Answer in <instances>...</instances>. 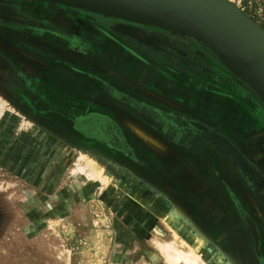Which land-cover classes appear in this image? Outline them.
Segmentation results:
<instances>
[{
	"label": "rangeland",
	"instance_id": "374dc122",
	"mask_svg": "<svg viewBox=\"0 0 264 264\" xmlns=\"http://www.w3.org/2000/svg\"><path fill=\"white\" fill-rule=\"evenodd\" d=\"M225 1L264 31V0ZM30 5L35 10L27 8ZM42 25L45 30L37 28ZM58 29L64 31L66 38L76 37L77 41L86 43V47L78 44L76 54L82 63L87 59L94 70H121L118 65L125 63L120 54H135L136 63L140 61L137 80L141 87L151 90L155 83L159 84L158 97L166 93L167 98L186 104L188 113L223 132L249 157L252 150L261 147V142L264 146L263 104L243 81L193 42L161 29L63 3L0 0V37L6 38L2 36L6 32L9 50H18L20 61L23 57L31 61L22 60V64L19 61L15 67L16 72L19 68L25 69L22 75L31 80L44 79L52 62H58L54 53L60 54L59 47L68 48L65 42L46 38L47 33H57ZM18 41L22 43L17 46ZM67 42L69 48H74V40ZM1 43L0 52L8 56L6 45ZM12 44L14 48L17 46L16 50ZM172 47L191 57L180 55ZM85 51L90 55L87 58L83 55ZM39 59L43 69L40 73L36 65ZM46 63L52 64L48 67ZM2 71L1 82L10 84L12 71ZM70 85H73L70 78L65 76L61 92L72 89ZM58 86L48 87L52 97L58 98ZM33 91L27 92L17 83L10 87L0 83V264H171L157 239L165 243L181 242L173 229L178 222L198 230L205 242L230 258L232 264H242L238 255L250 258L243 260L246 264H261L250 248L242 247V239L236 240L235 257L223 247L231 234L235 235L230 229L237 228V233L238 229L243 231L238 219L219 215L220 211L224 214L233 206L226 187L221 190L218 184H213L215 176L229 183L231 194L239 196L241 205L257 221L258 246L264 221L257 216L263 212L262 208L242 188L216 145L211 143L209 148L207 143L199 144L194 153L188 155L189 167L199 166V183L187 185L181 181V168H173L174 195L161 184L169 181L170 175L165 177L159 169L155 176L154 166L136 171L131 168L132 175L141 174V179L147 183L151 178L160 189L157 196L164 208L154 212L156 220L151 219L147 199L144 204L140 203L136 199L137 192H128L113 182L115 178L123 179L121 176L127 172L125 166L107 168L106 186L94 177L68 175L71 166L82 157L87 163V160L93 163L95 160L100 167L99 161L103 163L98 156L100 152L88 147V151L84 148L70 152L76 147L65 139L62 141L52 120L44 117L42 110L35 109L36 100L31 96L37 94L36 89ZM250 142L253 145L250 146ZM81 143L77 141L76 146ZM192 157L195 160L191 163ZM117 158L121 165L132 166L123 157ZM117 186L126 193V198L116 193ZM134 198L136 204L132 201ZM219 223L221 227L217 226L220 230L216 232L214 229ZM261 255L260 246L258 257Z\"/></svg>",
	"mask_w": 264,
	"mask_h": 264
},
{
	"label": "crops",
	"instance_id": "0c3cea01",
	"mask_svg": "<svg viewBox=\"0 0 264 264\" xmlns=\"http://www.w3.org/2000/svg\"><path fill=\"white\" fill-rule=\"evenodd\" d=\"M58 50L60 52L56 58V61L58 62H54L53 64L46 63V66L48 67L52 64L51 66L54 71H52L51 67L50 69L48 68L49 73L47 72L48 75L44 76L42 81L43 94L41 96L42 98H40L44 106L49 104L54 109L52 112L43 113V116L52 120L53 125L57 127L60 132L59 136L62 138V141L65 139L68 143H72L76 147V149L72 150L69 147V150H71L70 152L75 153L77 149L84 150V148L86 149V147H88L91 150L94 149L93 151L100 152L98 156L103 161V163L99 161L101 167L105 166L106 169H109L110 166L113 168L125 166L127 172H123V175L128 177L133 185H136L137 193H142L144 195L146 191L148 192L147 194L152 196L151 200L157 199L161 201L157 196L160 189L157 187L156 181H154L155 185L151 182V178H149L148 183L145 182L141 179L143 178L141 174L132 175L131 168L136 171L154 166L153 168L156 171H154L153 174H155V176L159 169L165 174V177L170 175V180L162 182L161 184L173 186V168L180 167L181 181L187 185L189 183L200 182L198 179L199 166L192 167L191 165V168H189L188 165V161H190L188 155L194 153V148L191 150L182 148L167 136L147 129L146 126L136 118V116L125 111L118 102H115L110 98H105L98 90H96L95 86L88 83V79L93 80L95 78H101L109 83L111 82L116 86L126 89L125 91H127L128 94L143 96L156 105H161L162 107L180 113L183 111L188 114L186 111L188 110V106L186 104H180V102L174 99L167 98L165 96L166 93L162 97L157 96V91L160 90L159 84L156 85L155 83V88H151V90L141 87L142 85L137 80V76L140 74L141 69L140 61L138 60L136 63L135 59L138 58L135 54L121 53L120 56L122 57V63H125H121L122 65L120 66L118 65L121 70L111 69L107 72H103L94 70V67H92V64L88 62L87 59L82 63L81 59L77 57L76 48L73 49L68 47L64 49L59 47ZM83 55H85L86 58L87 56H90L86 51ZM116 61H118L117 58ZM65 65H71L78 68V71H81L80 73L82 74L68 70ZM135 65H137V67H135ZM86 73L91 74L92 77H87L85 75ZM65 76L70 78L73 85H70L72 89H69L68 91L63 90L61 92ZM26 83L30 84L29 80H26ZM53 84H57L59 85L58 87H60L58 98L52 97L49 94L48 87H52ZM95 91L97 93H95ZM66 93L67 95H65ZM63 96L67 97L63 98ZM51 106H49V108ZM47 108L48 106L46 109ZM46 111H49V109ZM95 112L109 116L111 120L106 122L105 119L104 121L107 125L106 123L100 125L103 117L94 114ZM94 123L100 125L98 133H92V131H89ZM77 141H81L82 143L76 146ZM86 151L88 150L86 149ZM146 155L148 157H146ZM116 157H123V160L132 166L126 164L121 165L118 163L119 160L118 158L116 159ZM145 159H148L145 161L146 163H142ZM193 160H195V158L192 157L191 163ZM196 165H199V163H196ZM121 180L122 179L115 178L113 179V182L117 185ZM117 190L118 192L116 193H118L119 196L123 195L126 198V193L119 190L118 186ZM171 192L173 191L171 190ZM145 199L147 198L145 197ZM145 199L143 200L146 201ZM147 200L150 201V199ZM163 200H166V198L163 197ZM132 201L136 204L134 202L135 198ZM140 202L144 204L143 201ZM164 203L166 204L167 202L164 201Z\"/></svg>",
	"mask_w": 264,
	"mask_h": 264
},
{
	"label": "flooded vegetation",
	"instance_id": "af4514ba",
	"mask_svg": "<svg viewBox=\"0 0 264 264\" xmlns=\"http://www.w3.org/2000/svg\"><path fill=\"white\" fill-rule=\"evenodd\" d=\"M27 8H29V9L32 8L33 10H35V7L31 6V5H30V7L28 6ZM42 27H43V25L41 27H37V28L39 30H41V29L45 30L46 29L45 26H44V28H42ZM49 29L54 30L53 28H49ZM58 30L59 31H57V33H47V36H49V37H46V38L47 39L48 38H52V39L56 38V40L59 41V43L65 42L66 43L65 45L66 46L68 45V47H69V44L67 41L74 40V42L72 43V45H74V48L77 49L78 44H80V43H81L80 44L81 46L84 45L86 47V43H82V42L77 41L75 39L76 37L75 38H68L67 37L68 38L67 39L65 36H63L62 32H64V31H61V29H58ZM42 34L45 35V33H42ZM3 35L6 36V38H4V39H6L7 41L5 42L4 39L0 37V42L2 41V43H4L6 45V47H7L6 49H7L9 54H8V56L7 55L5 56L4 54H2L0 52V55L2 56V57H0V72H3L2 70H4V72L12 71L13 75H12L11 79L9 80L10 84H8V83L4 84V82H1V80H0V83L1 84L3 83V85H5L6 87L13 86L15 83H17V84H19V86H21L22 89L27 90V92L28 91L34 92L33 90L36 89L37 95L31 96L36 100V103H33V104H36V105H34L35 109L38 111L42 110L43 113L52 112L54 110L53 107L49 104L44 106L43 102L41 100V98H42L41 96L43 94V92H42L43 78L41 77L40 79H37V80H35V79L31 80L28 76L22 75L26 72V70L23 68H19L18 72L15 71L16 64L20 61V57H19L20 53H17L18 50H16V48L20 43H22V41L17 42V44H16L17 46H15L16 48H14V46L12 44V48H14L16 50V52H15L14 50H9L10 46H8V44H7L8 43V34L5 32V34L2 33V36ZM71 35L73 36V34H71ZM165 39H166L165 41H168V38H165ZM185 39L193 42L194 44H196L198 46H200L202 49H205L199 43H197L195 40L190 39V38H185ZM11 42H12V40H11ZM42 44H45V43H42ZM171 49H173L175 52L179 53L180 55H182L184 57L185 56L191 57L187 53L183 52L181 49H178L175 47H172ZM207 52L210 53L209 51H207ZM54 55L58 56L55 53H54ZM22 60L26 61V63L31 62V61H29V59L26 60L25 57L21 58V61ZM21 61H20V64H22ZM52 63H54V61ZM36 65L38 66L37 71L40 73L41 70H43V69H41V65H42L41 59H39V61L36 62ZM65 66H67L68 70H72L74 72H77L78 74H82V73H80L81 71H78V68H76L74 66H71V65L70 66L65 65ZM34 70H35V68H34ZM52 71H54L53 68H52ZM19 73H21V75ZM53 75H54V72H53ZM85 75L87 77H92L91 74L86 73ZM26 80H29L30 84H27ZM88 83H90L92 86H95L96 90H98L99 93L101 95H103L105 98H110L111 100L118 102L124 108L125 111L136 116V118L143 125H145L147 129H149L151 131H156L157 133H159L161 135L167 136L171 140H174V142L177 143L182 148L191 150L195 147H199V144H204V143H207L209 145V148L211 147L210 146L211 143L216 145L219 149L218 153L221 155L223 160L231 165V168H232L233 172L235 173V175L237 176L238 180L240 181L239 183L241 184L242 188L245 191L249 192L252 195V198H254V201H256V203H258L259 206L262 208L263 212L261 214H258L257 216H260V219L262 221H264V146H263V142H261L260 148H258L257 147L258 145L256 144L257 148L255 149V151L252 150V152H253L251 154L252 157H249L246 154L242 153L241 149H239L236 144H233L231 142V140L228 139V137L223 132H221L217 129H214L211 124H208L206 122H202L201 120L197 119L196 117H194L190 113L186 114V112L182 111V113H183L182 114L180 112L168 109L166 107H162L161 105H156V104L150 102L149 100H147L146 98H144L143 96L128 94V92L125 91L126 89H124L120 86H116V85L112 84L111 82L109 83L106 80H103L101 78L100 79L95 78L93 80L88 79ZM31 88H33V90H30ZM95 93H97V92L95 91ZM47 106H48V108L46 109ZM49 106H51V107L49 108ZM48 109H49V111H46ZM94 114L101 115L103 117V120L100 122V125L102 123L104 125L106 122L111 120L109 116H106L104 114H101V113L98 114V112H95ZM108 118H109V120H108ZM105 119H106V122L104 121ZM100 125H98L97 123H94L92 128L89 131H92V133H98L100 130V127H99ZM106 125H107V123H106ZM199 126L206 127L209 131L216 133L219 136H221L225 141L229 140L232 143L231 144L228 141L229 142L228 147L231 149V151H230V149L224 151L211 137H209L208 135L203 133L199 129ZM252 131H250V133H252ZM251 145H253V144L251 143L250 146ZM213 184H218L219 187L221 188V190L223 189L224 186L226 187V189L229 191V194H228L229 199L232 202V206H233L231 209H228V211H226L224 214L221 213V211H220L219 215H223V218L225 217V219L227 216L232 215V219H238L242 224L243 233L239 229H238V233H237V228H235V227H233L232 230L230 229V231L234 232L235 235H233V233H232L231 236L229 237V240L225 243V245L223 247L227 248L228 253L235 257L236 255L233 254V250L235 251V248L237 246L236 240L242 239L243 240L242 247L245 248L247 246L246 248H250L252 250V253L255 256V258L261 264H264V228H263V234H262L261 243H260L261 253H262L261 256L262 257L259 256L260 257L259 258L258 257V248L260 246H258V244H259V239H260V235H259L260 230H259V226H258L257 221L254 219V217H252V213H250V211L248 209H246L243 204L241 205V201H239L240 200L239 196L235 195L236 193L231 194L232 188L231 187L229 188V183H227L226 180H224L221 176H215L214 180H213ZM164 186L170 192H171V190H173V189H171V185L170 186L164 185ZM171 195H174V192H171ZM158 201L159 200H156V199L150 200V202H152V203L153 202L158 203ZM159 202L161 204H163L162 201H159ZM229 211H230V213H229ZM217 226L221 227V224L219 223L218 225H216V229H214L216 232H218V230H220V229H218ZM244 253L245 252L243 251V254ZM238 257H239V260L242 261V264H246V262L243 261L244 259L245 260L250 259V258H245L243 255H238ZM250 257H251V255H250Z\"/></svg>",
	"mask_w": 264,
	"mask_h": 264
},
{
	"label": "water",
	"instance_id": "95a60500",
	"mask_svg": "<svg viewBox=\"0 0 264 264\" xmlns=\"http://www.w3.org/2000/svg\"><path fill=\"white\" fill-rule=\"evenodd\" d=\"M190 38L243 81L264 106V31L225 0H47ZM199 129L224 151L228 141ZM231 151V149H230Z\"/></svg>",
	"mask_w": 264,
	"mask_h": 264
},
{
	"label": "bare ground",
	"instance_id": "6f19581e",
	"mask_svg": "<svg viewBox=\"0 0 264 264\" xmlns=\"http://www.w3.org/2000/svg\"><path fill=\"white\" fill-rule=\"evenodd\" d=\"M80 157L81 156H79V158ZM79 158H77V159H79ZM87 161H88V163L86 161H84V157L80 158L77 162H75L71 166V168L68 171V175L74 176L77 174H81V175H85V176L90 177V178L94 177L97 179V182L102 183V185L106 186L108 184V181H109L107 179V175H106V173L109 175L106 167H104V169H101V166L99 167V165L95 163V160H94L95 164L93 163V160H92V162H90L89 160H87ZM103 170H104V172H103ZM124 177L118 184L120 186H123L124 189L128 192L129 191L137 192L136 191V189H137L136 185H133L130 182V179H128V177H126V176H124ZM131 181H132V179H131ZM84 188H86V187H84ZM136 196H137V198L141 197L140 199H138V201L139 200L142 201L143 199H145V197L147 199H150V200L152 199V196L147 194L146 191H145L144 195L142 193H140V194L137 193ZM140 203H142V202H140ZM144 203H145V201H144ZM159 203H157V202L152 203L150 201L148 203L146 202L147 206L149 207V210L152 213L151 219L156 220V218H155L156 215L154 216V212L164 208V206L163 207L160 206ZM173 226H175V227H173V229L175 230V234H177V236H180L181 242L165 243L162 240L159 241L157 239V242H159V244L161 245L163 252L170 259L171 264H232L229 261L230 258L228 259V257H226L225 255H222L221 252H217V250L212 249V247L208 243H206L205 240L199 235L198 230H196V229L193 230L190 227H188L185 224L180 223V222H178L177 224H175Z\"/></svg>",
	"mask_w": 264,
	"mask_h": 264
}]
</instances>
